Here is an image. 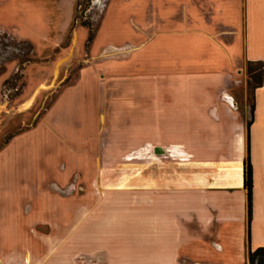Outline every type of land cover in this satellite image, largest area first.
I'll list each match as a JSON object with an SVG mask.
<instances>
[{"label":"rangeland","instance_id":"1","mask_svg":"<svg viewBox=\"0 0 264 264\" xmlns=\"http://www.w3.org/2000/svg\"><path fill=\"white\" fill-rule=\"evenodd\" d=\"M241 8L222 0H0V224L30 225L42 204L52 219L59 204L93 205L74 223L87 234L95 206L126 200L135 210L137 167L123 160L122 135L128 147L147 136L151 118L142 122L138 111H180L189 98L198 110L195 97L208 87L201 77L231 73L229 107L250 111L247 66L210 69L204 57L228 47L215 34L232 28ZM71 185L82 190L63 194ZM56 247L49 264H116L104 253L62 262Z\"/></svg>","mask_w":264,"mask_h":264},{"label":"crops","instance_id":"2","mask_svg":"<svg viewBox=\"0 0 264 264\" xmlns=\"http://www.w3.org/2000/svg\"><path fill=\"white\" fill-rule=\"evenodd\" d=\"M222 1L241 4V13L238 18L230 16L237 27L224 25L215 34L228 47L204 56L205 66L224 69L233 64L241 69L247 62H261L264 75V0ZM187 77L193 79L192 74ZM201 79L208 87L195 97L203 101L198 110L189 98L179 104L180 111H138L142 122L148 115L151 118L147 136L128 147L122 135L128 152L123 160L137 167L135 210L127 208L126 200L95 206V220L85 226L86 234L74 223L93 205L59 204L57 218L52 219L53 209L42 204L40 220L30 225H22V220L14 227L10 222L0 224V234L4 232L0 264H49V248L54 244L55 257L62 262L82 253L93 259L104 253L116 264L129 260L134 264H250L249 255L264 250V79L253 92L252 111L246 104L243 111L230 109L227 97L231 98L235 81L231 73ZM211 105L217 107L210 110ZM156 147L163 154H156ZM149 153L150 161L145 156ZM247 155L252 176L250 218L243 187ZM125 179L129 183L131 177ZM111 183L108 190L114 189ZM133 190L124 189L128 200ZM35 210L30 207L26 213ZM37 226L41 231L34 232ZM73 227L77 230H67ZM263 261L264 255L258 256L254 264Z\"/></svg>","mask_w":264,"mask_h":264},{"label":"trees","instance_id":"3","mask_svg":"<svg viewBox=\"0 0 264 264\" xmlns=\"http://www.w3.org/2000/svg\"><path fill=\"white\" fill-rule=\"evenodd\" d=\"M79 4V0L76 1V5ZM83 26H90L88 22H84ZM247 75H248V91L253 101V92L260 86L264 79L263 64L261 62H247ZM257 67V68H255ZM253 110V103L250 105V111ZM249 126V122H248ZM243 187L246 190L247 195V207L248 217L250 218L251 210V191H252V176H251V164L249 156L247 155L243 162ZM264 255V250H257L253 254L249 255V262L253 264L255 257Z\"/></svg>","mask_w":264,"mask_h":264},{"label":"flooded vegetation","instance_id":"4","mask_svg":"<svg viewBox=\"0 0 264 264\" xmlns=\"http://www.w3.org/2000/svg\"><path fill=\"white\" fill-rule=\"evenodd\" d=\"M227 98L230 99L229 97H227ZM80 190H82L81 186H79V185H76V186L71 185V186L67 187V188L64 190L63 194L68 195L69 193H72L73 191H80ZM259 256H261V255H259ZM257 257H258V256H257ZM257 257H255V259H256ZM255 259H254V261H255ZM253 264H254V262H253Z\"/></svg>","mask_w":264,"mask_h":264},{"label":"water","instance_id":"5","mask_svg":"<svg viewBox=\"0 0 264 264\" xmlns=\"http://www.w3.org/2000/svg\"><path fill=\"white\" fill-rule=\"evenodd\" d=\"M154 152H155L156 154H163L164 151H163L161 148L156 147V148H154ZM263 264H264V261H263Z\"/></svg>","mask_w":264,"mask_h":264}]
</instances>
